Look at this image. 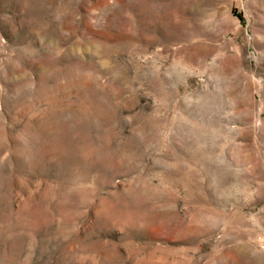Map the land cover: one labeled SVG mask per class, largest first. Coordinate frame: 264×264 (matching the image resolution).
Segmentation results:
<instances>
[{"label": "rangeland", "instance_id": "obj_1", "mask_svg": "<svg viewBox=\"0 0 264 264\" xmlns=\"http://www.w3.org/2000/svg\"><path fill=\"white\" fill-rule=\"evenodd\" d=\"M0 264H264V0H0Z\"/></svg>", "mask_w": 264, "mask_h": 264}]
</instances>
